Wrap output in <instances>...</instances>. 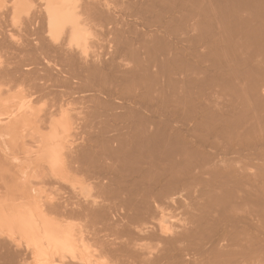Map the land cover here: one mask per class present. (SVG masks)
I'll return each mask as SVG.
<instances>
[{"label":"bare ground","instance_id":"1","mask_svg":"<svg viewBox=\"0 0 264 264\" xmlns=\"http://www.w3.org/2000/svg\"><path fill=\"white\" fill-rule=\"evenodd\" d=\"M217 2L220 1L0 0V20L9 18L8 20L18 27L17 32V28L13 30L15 32L10 30L7 38L6 35L1 37L5 36L4 42L0 39V47L4 46L5 41L11 40L10 44L5 45L10 46L13 52L6 46L1 48L14 54L21 50L22 55L19 54V57H22L21 62L18 61V55L15 57L12 54L15 58L11 59L7 54L2 55L0 52V66L4 65L0 70L4 69L5 72L2 74L5 79H1L6 81L5 84L0 81V130L8 128L10 137L15 135L11 131L18 128L21 130V136L25 132L24 136L31 140L25 143L23 137H20L21 142L23 140V145L28 147L30 145L33 149H29L33 154V157L31 156L33 162L43 161L45 165L37 163L36 166L42 168L43 175L45 171L46 175H51L54 178L52 181L55 180L57 183L68 181L71 171L75 170L83 171L84 174L89 173V177L94 180L92 184L99 185L95 189L98 190L95 194L91 193L92 190L89 192L92 185L88 178H85L88 174L83 175L85 180L81 178L82 183L87 181L85 184L89 187L84 185V188L87 187L88 193L83 191V186L82 191H79L84 192V204L87 203L79 205L80 203L67 201L63 206V201H61L62 205L59 204V198V201L55 202L57 194L50 197L53 194L50 191L46 193L45 187L42 189L35 182L31 186L32 181L29 184V175L31 176L35 169L23 171L20 167L19 171L23 173L17 175L19 179L15 180L17 185L14 184L18 194L15 196L11 194L18 203L8 205L0 203V237L3 236L2 227L5 224L29 223L39 228L43 219L47 218L45 213L51 215L47 210L51 213L52 210H59L62 222L63 219L66 221V218L74 214L82 217L90 216L91 219L98 220L106 215L112 216L113 212L123 209V216L119 220L122 223L118 222L122 231L138 228L140 232H147L148 227H143V222L153 211H161L163 214V207L168 205L169 201H171L169 205L172 201H176L173 195L177 193L178 196H185H183L185 200L180 201L188 207L189 212L190 207L193 206L197 213L193 212V215L192 207L191 213L188 212L192 214L191 221L187 224L183 219L180 221L181 224L190 225L181 227L180 232L177 231L179 229L176 230L174 222L169 223L171 217L174 218L172 214L164 212V215L166 213L170 217L167 218L168 215H165L166 219L164 217L163 219L161 217L164 215L159 213L160 218L163 219V221L158 220V222L162 221L158 225V228L161 226L159 240L161 244L165 242L162 250L166 255L167 252L170 255L173 254V250L181 248L182 253L176 250L178 256L181 254L186 257V253L183 255L185 249L189 248L188 250L191 251L192 247L198 252L197 248L202 243V249L205 248L204 253L200 252L202 255L198 258V255L190 257L193 260L183 258L192 260H189L191 264H254L256 262L258 264L264 260L262 259L264 258V186H262L264 165H258L261 163L259 161L255 164L258 165L257 168L253 163H257L254 161L255 157L264 156V104L262 103L264 99L261 102L264 97H260L259 100L254 95L253 98L254 93L251 92L256 90L259 81L248 83L245 79L241 83L242 87L238 84L240 82H236V85L232 83L233 88L227 89L231 90L236 86L241 94L239 95V92L237 94V91H235L236 97L231 94L235 103L227 109L226 105L225 109L219 107L220 100L217 102L218 107L213 104L214 108L210 104L215 101L209 103L204 99L207 102L205 103L201 100L206 83L203 77V79L199 78L202 53L198 54L197 45L205 34L213 35L214 32L211 31L214 29L216 19H222L224 22L226 19V23L223 22L221 27L225 24L226 31H230L229 24H233L231 20L235 17L229 15L232 10L231 14L237 11L234 7L231 11L226 10L234 4L226 9L222 7L226 11L224 19L222 17L225 12L219 10ZM241 2L239 4L236 1L234 6L245 10L248 6L252 7L250 3L247 6V2L244 1L246 8ZM260 3H258L260 7L263 6ZM254 8L249 10L252 11ZM256 8L259 11L258 6ZM259 12V15L258 13L256 15L258 18L254 16L258 20L252 19L254 22L259 21L262 17L260 15L264 14V10ZM219 15L222 17L219 18ZM246 17L247 15L243 19L248 21ZM188 19L192 20L188 21ZM227 19H231L230 23ZM237 20L235 19V22ZM188 23L191 25L189 26ZM186 28L196 33L193 34V39L196 40L190 43L194 50L184 45L185 38L182 34ZM102 32L108 34L106 39L111 36L105 40ZM260 32L264 33V31ZM93 40L99 42L98 45L96 42L94 44ZM100 41L106 42L108 48L105 49ZM92 42L95 47H92ZM14 45H17L16 50L12 49ZM26 65L31 67L26 69ZM254 69L252 71L251 68L252 75ZM236 77L237 74L234 78ZM221 81L220 88L223 86ZM217 82L215 84L218 86ZM211 83L213 84V81ZM77 94L79 99L78 96L73 97ZM251 97L254 102L251 101ZM76 100H84L85 106L82 105L81 109L77 108ZM199 100L202 101L201 104ZM230 103L227 104L230 106ZM205 105L206 110H203ZM189 120H193L191 124ZM84 126L88 127V131L92 128L93 132L89 131L88 137L81 136L85 134L81 132ZM18 130H16L17 134H19ZM3 133L1 130L0 135ZM3 138L5 137L1 138L2 141ZM14 143L16 145L15 139ZM74 143L76 144L72 147L75 148L77 144L85 145L84 148L81 147L83 150L75 149L78 153L81 152V155L78 158L73 155L74 159L70 157L72 159L70 160L68 156L73 153L71 145ZM68 147L70 154H66ZM233 154L238 155V158L236 157L238 160L247 156L249 161L243 163L241 160L243 164L240 161L238 164L235 156H231ZM248 162H251L250 166L256 167V170L249 167L248 169V165L246 166ZM38 172L41 171L38 169ZM39 173L34 176L40 175ZM35 191L36 195H40V200H34ZM39 191L42 195L45 193L47 197H41ZM193 193L198 194L194 196ZM9 194L5 192L4 196ZM186 200L190 203L192 201V205L187 202L190 207L185 205ZM165 202L166 204H163ZM48 203L52 206H47ZM167 205L165 210L169 208ZM57 206L60 209L57 210L55 208ZM63 214L68 215L65 218ZM141 223L143 226L140 225ZM162 223L166 226H162ZM40 229L44 231L41 226ZM63 230L58 231L62 239L69 236L72 241L73 237L75 240L81 238L72 233V230L67 229L69 234L67 230L64 234ZM164 233L173 234L163 239L162 236L166 235ZM205 239L208 240L206 244ZM216 241L220 247L216 245ZM184 242H187L186 246ZM65 243L67 244V241ZM68 243L72 244L69 240ZM112 244L117 243L112 241ZM124 244L125 242L122 246ZM160 249L158 247V250ZM172 258L173 261L178 259V257ZM183 258H179L175 263L165 258L167 260L165 263H189ZM12 261L11 259L10 262ZM3 263L5 264V261ZM15 263L18 264L19 261Z\"/></svg>","mask_w":264,"mask_h":264},{"label":"rangeland","instance_id":"2","mask_svg":"<svg viewBox=\"0 0 264 264\" xmlns=\"http://www.w3.org/2000/svg\"><path fill=\"white\" fill-rule=\"evenodd\" d=\"M205 1H207V0H205ZM219 1L220 2L223 1L221 3L220 2H217L218 8L221 11L223 10L222 7H224L226 9L227 7H229V6L233 5V4L236 5V1L239 4H240L241 1H243V2L245 1V2H247L246 5L248 3H250V5H252V7H251V6H248L249 5L248 4L247 5L248 6V9H246V10H245V8L244 9L243 8H236L238 6H234V5L231 6V7H229V8H227L226 10L229 11V9H230V11H231L232 10V7H234L238 11L237 12L236 10H234V12L236 11V13H237V14L236 13H233L235 16L233 14H231L233 12V10L231 11V13L229 12L230 13L229 17H231V16H232V18L235 17L234 19L231 18L232 20L231 19H227L228 20V23H230L229 20H231V22H233V24L232 23L229 24V26H230V28H228V29H230V31H228L229 33L225 29L226 28L225 24L222 26L223 28L225 26V28H224L225 31L221 27V25L223 24L224 20H222V19H220V20L216 19L214 29L211 31V32H214L213 35L210 34V36H208L203 31L205 35L202 34L204 36H202V39L199 42V45H197V49H198V52H199L198 54H201L202 53L201 54L202 55L201 56L202 62L199 61L200 62L199 65H201V67H200L201 68V71L199 70V73L201 75H199V78H201V79L204 78L205 79L204 82L207 84V87H206V84H205V89H204L203 96H202V99L201 100H203V102H205L204 99L205 100H208L209 103L210 102L212 103V102L215 101V103L210 104V105H212V107H213V104L214 105H217V102L220 100V102H218L220 106L217 105V107L219 106V107H221V108L223 107L225 109V107L227 106L226 107V109H227V108H230L231 107V104L232 103H235L234 101H232L233 100L232 97L235 96V91H237V89H236L237 87L235 86V88L234 89H231V90H228L227 89V88H230L232 86V83L235 84L236 82H240L238 84L241 85V83H243L245 79L248 81V83L249 82H255V83H257L259 81L258 82L259 87H258V84H257L256 85L257 86L256 90L254 89V91H251V92L254 93L253 94V98L257 97V99L260 100L262 97H264V70H263L264 69V33H261L260 32V31H264V26H263L264 25V19H263V15L264 14L260 15V17L262 16L261 18L263 19V21L259 17L261 19V20L259 19V21H262V22H259V21H255L254 22V20H258V19L255 18V17L258 18V16H256L257 13L259 11L264 10V9H262V8H264L263 7L264 6V0L263 1L262 0H258V1L253 0L255 3L252 2V0H251V2H250V0H241V1L234 0L235 2L233 0H228L229 2L227 0H219ZM203 2H204V0H203ZM243 2H241V3H243ZM225 3L227 4V6H226ZM258 3L263 4V6L260 7V5ZM239 4H237V5H239ZM243 4H244L243 6L246 7L245 3H243ZM241 6H239V7H241ZM257 6H258V8L259 7L261 8V9L259 8V11L256 8ZM249 7H251V8L255 7V8L252 9V11H251V10H249V9H251ZM225 9L223 10L225 12L224 15H223V17L221 15L222 18H224L225 14H226ZM239 9H243L242 11L240 10L242 14L240 13ZM248 13H249V15H248ZM259 13H258V15H259ZM246 15H247L246 18H248V21L247 20L245 21L243 19ZM221 17L219 15V18H221ZM250 17H252V18H250ZM8 19L2 18L0 20V39H2L1 40L2 42H4L3 38L5 36L3 38H1V37L3 35H6V38H7V34L10 32V30H12V32H15L13 30H15L17 28L16 29V32L18 31V27H16L17 25L16 26L13 25V23L10 22L11 20H8ZM235 19H238L237 22H235ZM252 19H254V20H252ZM191 20L192 19H188V21H191ZM244 21H245V23H243ZM249 21H251L252 23L249 22ZM238 22H240V23H238ZM224 23H226V19H225V22ZM257 23H258V25H257ZM262 23H263V25H262ZM249 24L252 27H255V26L256 27L255 28H252V27H250ZM188 25L190 26L191 23H188ZM244 25H246L245 28H244ZM239 28H241L240 30H242V31H240ZM254 30H256V31L258 30V31L255 32ZM246 32H248L247 33V35L249 34L248 36L246 35ZM194 33L195 32L194 31L192 32L191 29L189 30V29L186 28V30L182 34V37L184 36V38H185V41H184L185 44L184 45H186V47H188V48L189 47L190 48H193L192 46H190V43L192 44V40H196V39H193L194 38L193 37V34ZM102 34H103V37L105 38V40H107L108 37L111 36V35L108 36L107 39H106V36L108 34L106 35L105 32H102ZM101 35H100V37H101ZM253 35H255L256 38ZM194 36H196V35H194ZM249 36H251V37H249ZM226 37H228V39ZM8 39H10V38H8ZM95 40H93L94 41V44L96 42ZM254 40H256V41H254ZM9 41H11V40H9ZM9 41L8 40L5 41V44L6 45L8 43L10 44ZM243 41H248V42L245 43ZM98 43L96 42L97 45H98ZM100 43L104 44L105 49L108 48V45H107L106 42L104 43V41H100ZM243 43H245V44H243ZM5 44H4V46H6ZM94 44L92 42V45H93L92 47H95ZM4 46H1V47H4ZM1 47H0V49L4 50V52H5L4 53L1 50L0 52H1L2 55L7 54L11 59L15 58L18 55V57H17L18 58V61H21L22 62V60H21L22 57H19V54L21 55V52H20L21 50L19 51V53L18 52L16 53L14 51L15 52V54H14V53H11L13 51L10 50V46H6V48H8L11 52L8 51L7 49L1 48ZM16 48H17V45L16 46L14 45V48H12V49L16 50ZM90 50H93V49H90ZM193 50H194V48H193ZM213 52L215 53V55H213L214 54ZM12 54L15 57H13ZM203 54H204L205 57H203ZM216 54H217V56H216ZM245 61H247V62H245ZM251 64H252L253 67L251 66ZM2 66H4V65H2ZM2 66H0V69H1ZM30 67H27V65H26L25 68L28 69ZM247 68H249V70ZM251 68H252V71H253L254 68H256V69H254V72H253L254 75H252ZM26 69H24V70H26ZM239 70H241L243 73L241 71L239 72ZM258 70L260 72H258ZM4 73H5L4 72V69L3 70H0V81H2L3 84H5V82H6L5 80L4 81L2 80V79H5V78H3L4 75L2 76V74H4ZM236 74H237V77L238 78L237 77L234 78V76H236ZM224 76L228 80L227 79L225 80ZM249 76H250V78H249ZM218 77H220V78H218ZM210 79L213 81V84L211 83L212 81ZM217 80H218V82H217ZM207 81H208V83H207ZM220 81H221V84L223 86L225 85V87L222 86V88H220L221 87V85H219L220 84ZM216 82L218 83V86L219 87L215 84ZM230 82H231V84H230ZM190 83H192V81ZM0 84H1V82H0ZM238 84H237V86H239ZM262 84H263V86H262ZM201 85H202L201 88L203 89V81H202ZM243 86H245V85L243 84ZM241 87H242V85H241ZM225 88L228 90L229 94H227V91H226ZM231 88H233V87H231ZM223 89H225V90H223ZM241 89H240V91H241ZM238 92L239 91H237L236 93L238 94ZM240 94H241V92H239V95ZM227 95H228V97H227ZM254 95H255V97H254ZM229 96H231V97H229ZM73 97H77L79 99V95L78 94L75 95V96L73 95ZM222 98H223V101H221ZM86 99L87 98H85V100ZM199 99H200V97H199ZM227 99H229V100H227ZM250 99H251L252 102H254L253 101L254 99H252V97ZM257 99H255V100H257ZM263 99L264 98H262L261 102L263 101ZM230 101H231V103H230ZM77 102H78V104H76L77 108L78 107L79 108L82 107V105L85 106L84 105L85 103H83L84 100L83 101L76 100V103ZM201 102L202 101H200V104H201ZM225 102L230 103V106L227 103H225ZM205 103H207V102H205ZM220 103H222V104H220ZM262 103L264 104V101ZM86 104H88V103H86ZM200 104H199V106H201ZM208 107H210V106L208 105ZM232 107H233V105H232ZM202 109L203 110H206V105ZM189 121H190L189 124H191L193 120L192 121L189 120ZM84 127H85V129L83 130ZM84 127L81 128L82 129L81 132H83L85 134L80 133V135L82 134L81 135L82 137H83V135H84V137L85 136L88 137V134L90 132H93L92 131V128H89L90 129L89 130L90 132H89L88 131V127H86V126H84ZM18 129H16V130H18ZM81 129H79V130H81ZM1 130H2V132H4L3 134L0 135V193L2 194V195L0 194V197H3V198H0V203L1 204H7L8 205V204H11V203H18V201H16V198H14V196L16 194H18V191L16 190L17 182H15V180L16 179L17 180L19 179V177L17 175H21L23 173V171H25V169H26V171L27 170L28 171L29 170L32 171L33 169H35L37 171L36 172V171L33 170V173L35 172L34 173L35 175H36V173L37 174L39 173L38 172V169H39V171H41L39 173L41 176L38 175V176L35 177L34 174L31 172L32 174H31V176L29 175V178H28V179H30L29 180V184H31L30 182L32 181L31 186H33V184H34L33 182H35V183L38 184V186L40 185V187L42 189H44V187H45L44 190H47L46 193L47 192L49 193V191L52 192L53 195L50 196V197L56 196V194H57L56 198L54 197L55 198V202L57 203V201H59L58 200V198H59L60 199V203L59 204L60 205L63 204V206H65V202H67V201L68 202H71V203H76V204L77 203H80L79 205H85L87 203L86 202L84 204V201H85V199H84V192L86 191V193H88L87 192L88 189L86 190V188L89 187V186L87 184H85V183H87V181L84 182V183H82V179L84 178L83 175L85 176L86 174H88V175H86L85 178H88V181L92 185V189L90 187L89 188V192L92 190L94 192L91 191V193L95 194L96 191H98V190H95V189L99 185L96 184V186H95V184H92L94 180L92 181V179L89 177V173H85L84 174L83 171H79L80 173L83 172L81 174H79V172H76L75 170L73 172L71 171L72 174L69 175L68 181H64V182H61V183H57L55 180L52 181L54 178H52L51 175H49V174L46 175V171H45V173L43 175L42 168L40 169V168H38L36 166L37 163H40V165H42V164L45 165L44 163H42L43 161L42 160H38V162L37 161H34L33 162V160L31 159V156L33 157V154L30 153L31 151L29 149H31V150H33V149L30 147V145H29L30 148L28 147V145H25V144H24L25 147H23L24 146L23 143L24 142L26 143V142L30 141L31 138H28L27 139L26 136H24L25 135V132H23V134H22L23 136H21V134H20L21 130L20 129L18 130V133L19 134H17V131L16 130L15 131H11V132H13L15 134L14 136L13 135L11 136L12 138L9 135V132L10 131H9L8 128H6L4 130L1 129ZM1 130H0V133H1ZM80 135H78V137H81ZM2 137H5V138H3V141L1 139ZM9 137H10V140H9ZM14 137H16V138H14ZM20 137L21 138L23 137L22 139L24 140V142H23V140L21 142V140H20L21 138ZM14 139L16 141V145L14 143ZM11 140L13 141V145L14 146L12 145V141ZM76 143H74L73 145H71V149L73 150L72 151L73 153H71L70 147H68V149H67V153L66 154H70V153L72 154V156H71V154H70V156H68V158L70 160H72L71 158L74 159L73 155H75L76 158H78V156L81 155V152L78 153L77 150H79V149L83 150L81 147L83 146V148H84V145H85V144H83L82 146H80V145L78 146V144H79V140H78L77 147L76 148L75 147H72V146H75ZM80 143H81V141H80ZM17 144H18V146H17ZM27 147H28V149H26ZM75 149H77V150L75 151ZM23 150H24V152H23ZM28 150H29V152H28ZM76 152L78 154H76ZM231 156H235V158L236 157L238 158V155H235V154H233ZM259 157L258 158L255 157V160L254 161H257V163L256 162H253V158H251V161L254 163V166H256L257 168H258V165H260V166L261 165L262 166L264 165V163H263L264 162V156L263 157H260V160H259ZM237 158H236V161L238 160ZM242 158L244 160L243 159L238 160L237 161L238 164H239V161H240V163H242V162L244 163V161H246V160L249 161V158L247 156L246 157H242ZM19 160H20V163H19ZM241 160H242V162H241ZM12 161H14V162H12ZM259 161L262 164L259 163ZM250 163L249 164H246V166L248 165L247 168L249 167V168H251L253 170L254 169L256 170V167H254V168H253V166L251 167L250 166ZM29 164H30V166H29ZM255 164H258V165H255ZM20 167L23 169L22 173H20L21 171H19L21 169ZM12 172L15 173L14 174L15 177L12 174ZM100 173H102V171ZM79 175H81V176H79ZM32 176L35 179H33ZM10 178L12 179V181H11ZM85 178H84V180H85ZM89 179H91V180H89ZM37 180H38V182H37ZM48 180H49V182H48ZM104 181L106 182L107 181V178L104 179ZM96 182L97 181L95 180L94 183H96ZM9 183H10V185H9ZM15 183H16V185H14ZM37 184H35V185H37ZM54 185L55 186H58V187H55ZM84 185L87 186V187L84 188ZM52 186H53V188H51ZM262 186H264V183L262 184ZM81 187H82V189L84 188L83 189V191H84L83 193L80 192V191H82ZM57 188H59V189H57ZM9 189H11V190H9ZM35 189H37V188H35ZM38 189H39V187H38ZM5 192H6V194L10 193L9 195H6L8 198H6V196H4L5 195ZM34 193H35L34 200H40L41 199V198H39L40 195L38 193H37L38 195H36V191ZM39 193H40V191H39ZM11 194H13L14 196H11ZM40 194H41V197H45V196L47 197V195H45V193L43 195H42V193H40ZM193 194H195V193H193ZM197 194L198 193H196L194 196H196ZM58 196H60V197H58ZM183 196L182 197L181 196H178L177 193L174 194L173 197L175 198L176 201H174V202L172 201L173 205H172V203H170V205H169V202H171V201H169V202L166 201V202H168V205L166 204V202L163 203V204H166L167 207L169 206V208H167V210H165L166 209V205L165 206L162 205V207L164 206L163 207V209H164L163 214L161 213V211H159V212H157V211L154 212L153 211L152 214L150 215V217L143 222L144 226H143L142 223L140 224L143 227H145V226L148 227V231L147 232H145V231L144 232H142V231L140 232L138 228H134V229H132L130 231L129 230L122 231L121 226L119 225V223H122V221H119V220L123 216V214H122V213H124L123 209H119L116 212H113L112 216L111 215H106L107 217L104 216L102 219L99 218L98 220L91 219L90 216L89 217H82V216H80L78 214L70 215L71 217L66 218L68 214L67 215L66 214H63L64 217L68 220V222H67V220L65 221L64 219L61 222L60 219H62V216L60 215V212H58L59 211L58 208L60 207V205L57 204V205H59V207L57 206L55 208H57L58 211H56L54 209L55 211L52 210V213H51V212H49L47 210V212L49 214H51V215H48L47 213H45V215H46L47 218L46 219H43V223L40 224V226L44 229V231H41L40 226L38 228V226L36 227V226H33L32 224H29V223L5 224V226L2 227L4 229L3 236L0 237V244H1L0 245V248H1L0 253L2 252L0 254V261H2L4 258H6V259L3 260V261H5V264L8 261L10 262L11 259L13 261L10 262V263L8 262V264H11V263L17 264V263H15L16 261L17 262L19 261L18 264H21V263L23 264L24 262H25L24 264H154V263H156V264H162V262H163V264H166L167 263V260L166 259H168L170 262L172 260V263H175L176 260H178L179 258L181 259V258L184 257V256H182L180 254V253H182L181 252L182 250H181V248L180 249L178 248L179 251L176 249L178 252H180L179 253L180 254L179 256H178V254H177L178 252L176 250H173V254L170 252L171 254L169 255V252H167V255H166L165 251L162 250V247H163V245L165 243L163 239H164V237H167V235L169 233H164V234H166L165 236H162L163 237L162 241L164 243L161 244L160 243L161 241L159 240V238L161 236V233H160L161 226H160V228H158L159 227L158 225L161 224V222L165 218V215L167 216L168 214H170V215L172 214V216H174V218L171 217V221H170V219L169 220L167 219V220L170 221L169 222L170 224H173L172 222H174V226L176 227V230L179 229V230H177L179 232L181 230V227L183 228V227L186 226L184 223L181 224L180 221H183L184 220V222L186 224H187L188 221H191L192 214L191 215L188 214V212H189L188 207L186 206L187 209H188V211H186L187 210L186 207L184 206L183 202L180 201L182 199L185 200V198H184L185 196L184 197ZM178 197H179V200H178ZM192 197H193V195H192ZM53 201H51V203ZM61 201H63V203ZM184 202L186 203L185 205H188L187 204L188 200H186ZM195 202L196 201H194V203ZM188 203H190V202H188ZM194 203H193V205H194ZM190 204L192 205V201H191ZM191 205H188V206L190 207ZM47 206L51 207L52 205L50 206L49 203H48ZM68 206H69V208H71L70 204ZM176 206H178L179 208L176 207ZM196 206H198L197 202H196ZM192 207L193 206L190 207L191 209H190V212L189 213H191ZM69 208L67 207V209H69ZM158 210H160V209H158ZM164 212H166L168 214L165 213V215H164ZM193 212L194 213H197V210L194 209V207H193L192 213ZM159 213H161V215H164V216L161 217V218L164 217L163 219L160 218L161 215ZM194 213H193V215H194ZM170 215H168L167 218H169ZM180 218H181V220H180ZM159 219H161L162 221L160 220V222H158ZM178 219H179V221L177 222ZM185 220H187V221H185ZM63 221H64V223H63ZM168 221H166V223ZM136 225H138V224H136ZM163 225L166 226L165 223H162V226ZM189 225L190 224H188L187 226H189ZM175 227H174V229H175ZM61 229L62 230L64 229L63 230L64 231L63 232L64 234L67 233L68 230H72L73 231L72 233H74L75 235H77L79 237L81 236L82 239L80 238L81 239L80 240V239L77 238V240H75L74 237H73V241H72V240H70V236L69 237H66V238L63 237V239H62L61 238L62 236L60 237V233L58 234V231H62ZM70 233H71V231H70ZM68 234H69V231H68ZM172 234L173 233H171L170 235H168V237L169 236L171 237ZM58 235H59V237H58ZM53 236H55V237H53ZM11 238H13V239H11ZM68 240L70 242H72L71 245L68 243ZM64 241L65 242L67 241V244L69 246ZM112 241L113 242L115 241V243H117L118 245H121V246H122V244L124 242H125V244H124V246H122V247L120 246L119 247L117 244L116 245L112 244ZM121 242H123V243H121ZM205 242L207 243L208 240L204 241V243ZM217 243H216V245L218 247H220L219 243L218 244ZM183 244L185 245V244H187V242H184ZM183 244L181 243V245H183ZM184 245H183V248L186 246V245L185 246ZM3 247H4V249H3ZM158 247L161 248L160 249L161 250V255H159L160 254V250H158ZM178 247H180V244L178 245ZM202 248H203L202 243H200V245L197 248L198 252L195 251L196 249H193L191 247V249L193 251L191 249H190L191 251H189L188 250L189 248L188 249H185L186 251L185 252L183 251V253H184L183 255H185V253H186V257L187 258H190V257L197 256L198 255L197 256V258H198L199 255H202L201 253H204L205 248H204V250ZM6 249H7V251H6ZM162 251H164L163 253H165V254H163ZM5 252H7V253H5ZM89 252H91V253H89ZM187 253H189L188 256H187ZM10 254H11V256L12 255L13 256L11 257ZM165 255H166V257H165ZM158 256H159L160 259L158 258ZM172 257H175V258L178 257V259H176V260L173 261V258ZM186 257H184V258H186ZM155 259H156V261L154 262ZM190 259H192V258H190ZM262 259H264V258H262ZM184 260H187V259H184ZM189 260H187L186 262H189ZM192 260H190V261H192ZM3 261L0 262V264H4ZM170 262L168 264H170ZM187 264H191V263L189 262ZM254 264H257V262L254 263ZM258 264H264V260H262L261 262H258Z\"/></svg>","mask_w":264,"mask_h":264}]
</instances>
